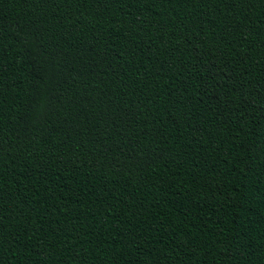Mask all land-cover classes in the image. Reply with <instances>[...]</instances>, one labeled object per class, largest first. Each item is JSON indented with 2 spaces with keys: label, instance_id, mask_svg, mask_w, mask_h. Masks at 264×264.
I'll list each match as a JSON object with an SVG mask.
<instances>
[{
  "label": "trees",
  "instance_id": "obj_1",
  "mask_svg": "<svg viewBox=\"0 0 264 264\" xmlns=\"http://www.w3.org/2000/svg\"><path fill=\"white\" fill-rule=\"evenodd\" d=\"M0 264H264V0H0Z\"/></svg>",
  "mask_w": 264,
  "mask_h": 264
}]
</instances>
